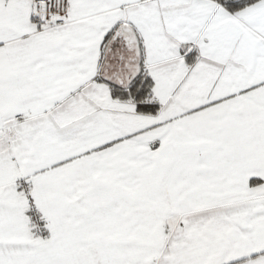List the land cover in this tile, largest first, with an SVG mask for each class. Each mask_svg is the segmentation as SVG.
I'll use <instances>...</instances> for the list:
<instances>
[{
	"label": "crops",
	"instance_id": "0c3cea01",
	"mask_svg": "<svg viewBox=\"0 0 264 264\" xmlns=\"http://www.w3.org/2000/svg\"><path fill=\"white\" fill-rule=\"evenodd\" d=\"M68 3L0 0V264H264V0Z\"/></svg>",
	"mask_w": 264,
	"mask_h": 264
},
{
	"label": "trees",
	"instance_id": "16d2710c",
	"mask_svg": "<svg viewBox=\"0 0 264 264\" xmlns=\"http://www.w3.org/2000/svg\"><path fill=\"white\" fill-rule=\"evenodd\" d=\"M230 11H236L247 4L256 0H217ZM117 27L107 31L104 35L103 43L107 42L110 37L115 36ZM102 49V48H101ZM99 79V78H98ZM103 80V79H101ZM111 97L118 101L131 102L135 111L144 114H154L159 111L161 104L152 98V78L145 69H140L127 85H120L109 82ZM260 180L251 179L250 184Z\"/></svg>",
	"mask_w": 264,
	"mask_h": 264
},
{
	"label": "built area",
	"instance_id": "2783aa9c",
	"mask_svg": "<svg viewBox=\"0 0 264 264\" xmlns=\"http://www.w3.org/2000/svg\"><path fill=\"white\" fill-rule=\"evenodd\" d=\"M68 11V0H31L30 20L38 31H44L66 23Z\"/></svg>",
	"mask_w": 264,
	"mask_h": 264
},
{
	"label": "water",
	"instance_id": "95a60500",
	"mask_svg": "<svg viewBox=\"0 0 264 264\" xmlns=\"http://www.w3.org/2000/svg\"><path fill=\"white\" fill-rule=\"evenodd\" d=\"M121 30H122L123 33H126L128 29H127L126 26H123Z\"/></svg>",
	"mask_w": 264,
	"mask_h": 264
},
{
	"label": "rangeland",
	"instance_id": "374dc122",
	"mask_svg": "<svg viewBox=\"0 0 264 264\" xmlns=\"http://www.w3.org/2000/svg\"><path fill=\"white\" fill-rule=\"evenodd\" d=\"M131 53V52H130ZM126 65V64H125Z\"/></svg>",
	"mask_w": 264,
	"mask_h": 264
}]
</instances>
